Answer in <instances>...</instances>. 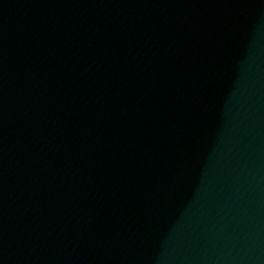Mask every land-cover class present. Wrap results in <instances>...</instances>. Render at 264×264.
Wrapping results in <instances>:
<instances>
[{
  "label": "water",
  "instance_id": "water-1",
  "mask_svg": "<svg viewBox=\"0 0 264 264\" xmlns=\"http://www.w3.org/2000/svg\"><path fill=\"white\" fill-rule=\"evenodd\" d=\"M0 264H264V0H0Z\"/></svg>",
  "mask_w": 264,
  "mask_h": 264
}]
</instances>
